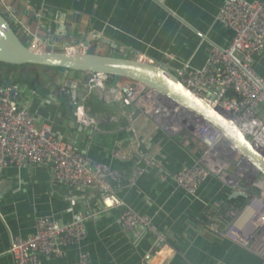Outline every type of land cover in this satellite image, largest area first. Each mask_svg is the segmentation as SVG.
I'll return each mask as SVG.
<instances>
[{
    "label": "crops",
    "instance_id": "1",
    "mask_svg": "<svg viewBox=\"0 0 264 264\" xmlns=\"http://www.w3.org/2000/svg\"><path fill=\"white\" fill-rule=\"evenodd\" d=\"M7 2L15 17L10 24L24 44L34 35L63 45L90 43L100 55L126 50L173 72L185 66L203 69L211 48H227L233 39L217 21L223 0ZM253 69L264 77V52L253 57ZM86 79L79 73L0 65V87L18 86L14 98L37 127L49 126L89 164L121 174L115 191L123 207L103 211L98 191L57 185L45 166L2 170L0 264H14L11 242L34 234L39 219L66 226L81 217L87 219L84 240L66 247L59 258H43V264H77L82 255L88 264H262L252 252L218 237L228 224V203L235 200L231 185L211 176L188 195L175 184V175L198 164L200 147L188 132L170 138L150 118L133 120L121 103L99 102L95 94L86 103L102 122L96 128L75 123L66 93ZM115 85L106 83L109 88ZM256 115L264 118V103ZM118 151L120 159L114 158ZM126 209L150 218L154 230L166 236V244H156L149 233L124 230L120 217Z\"/></svg>",
    "mask_w": 264,
    "mask_h": 264
},
{
    "label": "built area",
    "instance_id": "2",
    "mask_svg": "<svg viewBox=\"0 0 264 264\" xmlns=\"http://www.w3.org/2000/svg\"><path fill=\"white\" fill-rule=\"evenodd\" d=\"M0 13L9 23L15 21L7 0H0ZM217 21L233 33L231 44L227 48L213 46L203 69L197 71L185 66L175 75L187 89L230 116L250 144L264 154V118L256 115L264 103V77L253 69V57L264 52V1L223 0ZM29 48L35 52L57 48L67 54H86L91 45H63L34 35ZM107 80L105 75L91 74L82 85L86 95L81 100L77 90L66 93L68 103L75 105V123L96 128L102 122V117L86 103L95 94L99 102H118L126 109L131 108V115L138 112L150 118L170 138L188 132L200 147L199 160L194 168L175 175V184L186 194L194 195L208 177L215 176L246 198L241 211L226 210L228 224L218 232V237L247 249L264 264V178L224 147L222 134L212 125L186 116L138 83L119 79L115 87L109 88ZM12 90L10 86L0 87V171L45 166L57 185L98 191L103 211L123 207L115 191L122 181L121 174L105 165L89 164L75 148L54 136L49 126L37 127L27 109L11 98ZM229 92L236 96L228 97ZM114 158H121L119 151ZM86 220L81 217L60 226L52 220L39 219L34 234L11 242L9 254L14 264H43V258L61 257L66 247L84 240ZM120 224L129 232L149 233L158 245L166 244V236L154 230L151 219L131 209L124 211ZM150 259V255L145 257L146 262ZM77 264H88L87 256H80Z\"/></svg>",
    "mask_w": 264,
    "mask_h": 264
},
{
    "label": "water",
    "instance_id": "3",
    "mask_svg": "<svg viewBox=\"0 0 264 264\" xmlns=\"http://www.w3.org/2000/svg\"><path fill=\"white\" fill-rule=\"evenodd\" d=\"M61 31L65 28L61 27ZM106 45H110L107 44ZM113 49L116 48L113 46ZM0 65L9 68H37L48 71L65 70L86 76L85 84L91 74H102L108 78L129 80L142 85L147 91L157 94L179 108L183 114L195 117L212 125L223 136V144L231 149L245 163L248 169L264 178V154L257 150L241 133L232 118L213 108L197 93L187 89L176 77L175 72L156 64L143 62L126 50L117 51L111 56L98 54L90 49L86 54H67L59 49L35 52L24 44L8 20L0 13ZM78 91L81 100L86 95L82 84L71 87ZM18 86L11 92V98L17 94ZM73 113L75 105L71 104ZM132 109H128L130 114ZM135 112L132 119L139 117ZM242 189V188H241ZM243 197L234 192L232 199Z\"/></svg>",
    "mask_w": 264,
    "mask_h": 264
},
{
    "label": "trees",
    "instance_id": "4",
    "mask_svg": "<svg viewBox=\"0 0 264 264\" xmlns=\"http://www.w3.org/2000/svg\"><path fill=\"white\" fill-rule=\"evenodd\" d=\"M14 68H16V67H14ZM117 80L118 79L108 78L107 84L110 85V86H113V85H115V82ZM15 83L18 84L19 81H15ZM10 86H12V85H10ZM235 96L236 95L231 93V92H229V94H228V97H235ZM246 202H247L246 198H237L235 200L229 201L228 204H229V208L232 207V208L236 209L237 211H241L245 207Z\"/></svg>",
    "mask_w": 264,
    "mask_h": 264
},
{
    "label": "rangeland",
    "instance_id": "5",
    "mask_svg": "<svg viewBox=\"0 0 264 264\" xmlns=\"http://www.w3.org/2000/svg\"><path fill=\"white\" fill-rule=\"evenodd\" d=\"M54 71L61 72V73L69 72V71H65V70H54ZM70 73H73L74 74V72H70ZM93 102L96 103L95 102V99H93Z\"/></svg>",
    "mask_w": 264,
    "mask_h": 264
}]
</instances>
